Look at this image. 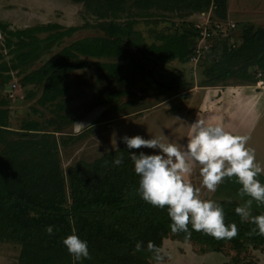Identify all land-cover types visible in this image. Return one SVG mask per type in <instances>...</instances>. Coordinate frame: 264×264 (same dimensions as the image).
<instances>
[{"label":"trees","instance_id":"obj_1","mask_svg":"<svg viewBox=\"0 0 264 264\" xmlns=\"http://www.w3.org/2000/svg\"><path fill=\"white\" fill-rule=\"evenodd\" d=\"M143 1L135 0V4L140 5ZM164 1L166 4L175 0H160ZM178 1L182 5L192 2L194 13H204L212 5L222 7L227 3V0ZM146 2L148 6L152 0ZM221 21L232 23L226 19ZM190 26L193 29L194 25ZM0 27L2 32L19 39L16 46H8L10 54L14 56V70L40 61L61 40L79 30L76 27L66 30L57 24L18 31L8 30L4 25ZM102 30L112 33L113 37L77 40L55 54L41 68L24 77L25 85L45 86L39 100L41 106L65 99L73 87L69 81L71 74L93 67L103 72V80L125 85V89L109 94L113 102L130 95L139 82L146 90L168 91L167 87L160 91L161 84L147 71L141 59H131V52L114 35L124 32L120 25H108ZM234 30L231 29L228 36L217 38L223 44L222 51L216 56L219 58L217 64L208 71L210 81L206 87H216L219 82L239 77L252 67L264 71V29L251 26L233 47L230 39H234ZM194 31L159 37L162 44H153L142 51V58L163 64L174 61L188 63L197 45L199 30L196 27ZM43 33H49L48 37H39ZM126 34L131 36L132 31ZM214 50L213 47L212 52ZM82 57L121 62L92 63ZM242 69L245 71L241 72ZM9 72L10 67L6 63L0 64L2 87L11 79L6 76ZM3 104L0 101V145H4V149L0 150V240L22 246L20 264H72L62 240L71 235L73 230L88 242L91 259H84L82 264H152L151 253L146 250L147 243L151 241L162 248L167 239L192 242L201 248L203 254H222L227 246H231L237 252L235 264H256L241 259V255L249 248L264 253V236L252 231L254 225L250 221L241 222L234 211L240 203L234 200L221 201L219 204L224 209L225 225L234 223L237 226L235 237L216 239L191 230V225L190 235L173 233L169 228L171 221L166 208L153 207L136 194L139 176L134 172L129 152H139L136 149L129 150L126 146L106 153L92 163L79 162L72 167L68 172V197L55 135L38 134L43 130L41 124L35 121L25 123L23 130L27 133L10 130V111L2 108ZM108 105L109 101L96 105L86 115ZM80 119L74 120L73 124ZM114 158H122L123 163L115 166L112 163ZM260 214L264 213L259 210L252 212L253 216ZM48 226L53 228L51 235L46 232ZM137 241H143L144 251H135Z\"/></svg>","mask_w":264,"mask_h":264},{"label":"rangeland","instance_id":"obj_2","mask_svg":"<svg viewBox=\"0 0 264 264\" xmlns=\"http://www.w3.org/2000/svg\"><path fill=\"white\" fill-rule=\"evenodd\" d=\"M183 4L178 0L166 4L165 1L152 0L148 6L146 0L140 5L135 4V0H0V26L4 25L8 30L18 31L51 24L60 25L66 30L72 27L79 29L56 44L40 61L14 70V56L10 54L8 46H16L19 39L2 32L0 27V64L6 63L10 67L6 76L11 77L4 87L0 80V101L4 103L2 108L10 111L8 128L27 133L23 130L25 123L35 121L41 124L43 130L38 134L55 135L68 197L69 170L79 162L92 163L106 153L126 146L122 141L124 136L157 138L161 143L172 142L178 146L190 138V124L195 111L203 103L201 95L194 99V94L210 81L208 71L219 61L216 56L221 54L223 44L216 38L213 52L206 53L205 58L197 62L190 60L185 64L179 61L163 64L143 59L142 51L153 44L161 45L159 37L163 35L184 34L188 30H196L197 26H205L209 22L211 25L223 19L236 26L234 39H230L231 45L238 43L251 26L264 29V0H227L225 6L212 5L204 13H194L192 2ZM223 15L226 17L223 18ZM108 25H120L124 29L123 33H114L115 37L121 39L124 48L131 52V59H141L145 63L147 71L161 84L160 91L163 87H167L168 91L146 90L139 82L130 95L113 102L109 94L125 89V85L103 80V72L93 67L71 74L69 81L73 83V87L65 99L41 106L39 100L45 86L25 85L24 77L41 68L55 54L77 40L113 37L112 33L102 30ZM190 25H194L193 29ZM130 30L132 35L128 36L126 33ZM48 35L49 33H43L39 37L45 39ZM197 38L198 35L196 41ZM82 58L92 63L121 62L115 59ZM244 71L242 69L241 72ZM248 72L219 82L216 87L251 86L260 92L264 91V71L252 67ZM183 85L189 87L182 88ZM194 87L193 94L191 89ZM107 101L110 105L93 112L82 123L73 124L74 120L86 116L92 107ZM185 107H189L187 111ZM249 140L246 146L255 150L256 160L260 163L264 158V120L254 129ZM3 149L4 145H0V150ZM136 150L147 154H152L153 151L147 148ZM195 177L193 174L189 177L193 186L196 184ZM259 178L264 183V176L260 175ZM226 180L225 188L230 185L231 189H226V193L217 191L211 199L216 202L219 199L234 200L241 204V199H236L240 185L234 180ZM68 201L71 203L70 199ZM162 249L167 253L163 264H235L237 258V252L231 246H227L222 254L210 255L203 254L201 248L192 242L167 239ZM21 253L20 244L0 240V264H20ZM241 259L244 262L264 264V253L262 250L249 248L241 255ZM152 264L155 261L152 260Z\"/></svg>","mask_w":264,"mask_h":264},{"label":"clouds","instance_id":"obj_3","mask_svg":"<svg viewBox=\"0 0 264 264\" xmlns=\"http://www.w3.org/2000/svg\"><path fill=\"white\" fill-rule=\"evenodd\" d=\"M190 130V138L179 146L140 135L122 137L129 150H153L152 154L129 152L134 172L139 176L136 194L153 207L166 208L173 233L190 235L191 225V230L216 239L235 237L237 226L234 223L225 225L222 205L212 199H201L200 188H194L190 182L194 167H198L201 184L209 192H216L225 179L240 185L237 194L242 203L234 211L241 222L250 221L254 225L252 231L264 236V214L252 215L254 204L264 206V183L259 178L264 168L256 162L255 150L246 146L249 137L232 135L222 126H212L200 119L190 124ZM112 163L120 166L123 160L114 158ZM46 232L53 234L52 226H48ZM62 244L72 264L91 259L87 240L81 239L74 230ZM144 250L143 241H137L135 251ZM146 250L155 264H163L167 256L164 249L149 241Z\"/></svg>","mask_w":264,"mask_h":264},{"label":"crops","instance_id":"obj_4","mask_svg":"<svg viewBox=\"0 0 264 264\" xmlns=\"http://www.w3.org/2000/svg\"><path fill=\"white\" fill-rule=\"evenodd\" d=\"M194 89L195 87L191 89L193 94ZM262 92L264 91L262 90ZM262 92L251 86H238L237 88L229 86L227 88L200 87L198 88V92L194 94L193 98L196 99L198 95H201V100L203 103L195 111L193 121L200 119L206 124L212 126L220 125L232 135H242L248 136L250 138L251 134L254 132V129H256V127H258V125L264 120V101H262L264 100V95H261L264 93ZM249 101H253L254 103H249ZM188 108L189 107H185L186 111ZM99 109L101 108L93 110L88 115L76 122L75 125H77V123H82L86 120V117ZM250 140H248L247 144L250 142ZM256 162L258 161L256 160ZM259 164L262 168H264V158ZM192 174L196 175V179L194 180L196 184H194V186L195 188H200V195L203 199H211L212 195H215L217 191L226 193V191L231 189L230 185L228 188H225L227 184V180L225 179L217 186L216 192H209L201 184V177L199 175L198 167H194ZM261 175L264 176V172H262ZM236 197L237 200L241 199L237 193ZM217 201V203H219L221 201L231 200L219 199ZM240 202H242V200H240ZM255 210H259L264 213V206L257 207L254 205L253 211ZM210 255L219 254L211 253Z\"/></svg>","mask_w":264,"mask_h":264},{"label":"built area","instance_id":"obj_5","mask_svg":"<svg viewBox=\"0 0 264 264\" xmlns=\"http://www.w3.org/2000/svg\"><path fill=\"white\" fill-rule=\"evenodd\" d=\"M209 23L205 26H197L199 33L195 52L190 59L192 62H197L199 59L205 58L206 53L212 52L213 44L216 38L228 36L231 29L236 28L233 23H226L222 21L212 23L211 25H209ZM232 46L234 47L235 44Z\"/></svg>","mask_w":264,"mask_h":264}]
</instances>
